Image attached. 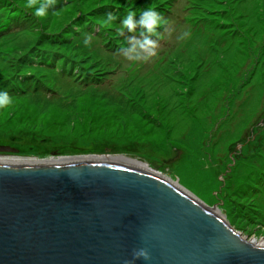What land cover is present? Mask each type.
<instances>
[{"label": "rangeland", "instance_id": "1", "mask_svg": "<svg viewBox=\"0 0 264 264\" xmlns=\"http://www.w3.org/2000/svg\"><path fill=\"white\" fill-rule=\"evenodd\" d=\"M23 2L0 0V13L34 21L0 32V89L14 98L0 144L20 147L1 158L138 159L264 241V0H57L44 20ZM147 8L167 21L156 54L128 59L139 30L122 36L120 21ZM108 12L118 19L105 27ZM45 48L71 76L39 67Z\"/></svg>", "mask_w": 264, "mask_h": 264}, {"label": "water", "instance_id": "2", "mask_svg": "<svg viewBox=\"0 0 264 264\" xmlns=\"http://www.w3.org/2000/svg\"><path fill=\"white\" fill-rule=\"evenodd\" d=\"M183 189L108 162L0 163V264H264V246Z\"/></svg>", "mask_w": 264, "mask_h": 264}, {"label": "clouds", "instance_id": "3", "mask_svg": "<svg viewBox=\"0 0 264 264\" xmlns=\"http://www.w3.org/2000/svg\"><path fill=\"white\" fill-rule=\"evenodd\" d=\"M57 0H24L22 7L31 11L33 17L44 20L49 16L50 10L55 11ZM118 19L113 12H108L102 20L103 26L112 25ZM167 23L159 11L154 8L143 10L137 17L135 11H128L126 16L120 21L118 28L120 35L127 33L135 34L139 30V36L131 35L127 37L128 46L123 49L124 55L131 60L146 59L156 54L157 40L153 37L160 35L159 28ZM190 35L188 31H183L180 39H185ZM92 34H85L83 44L91 47ZM14 103V98L9 91L0 89V110L6 109ZM135 256L144 259L150 258L147 249H139Z\"/></svg>", "mask_w": 264, "mask_h": 264}, {"label": "bare ground", "instance_id": "4", "mask_svg": "<svg viewBox=\"0 0 264 264\" xmlns=\"http://www.w3.org/2000/svg\"><path fill=\"white\" fill-rule=\"evenodd\" d=\"M75 162H108L114 164H122L132 168H136L142 170L144 172H149L152 174L157 175L158 177L165 180L167 183L177 187L178 189L183 190L184 192L188 193L186 190L183 189L181 184L176 180L168 177L164 173L151 168L148 164L141 162L138 159L129 158L127 156H93V155H82V156H73V157H57L50 160H37V159H29V158H19V157H0V163H10V164H55V163H75ZM215 214L220 215V211L216 208L213 209ZM250 241L256 245L264 246V241H258L257 239H250Z\"/></svg>", "mask_w": 264, "mask_h": 264}, {"label": "trees", "instance_id": "5", "mask_svg": "<svg viewBox=\"0 0 264 264\" xmlns=\"http://www.w3.org/2000/svg\"><path fill=\"white\" fill-rule=\"evenodd\" d=\"M7 13H8L7 9H5V8L0 13V32H2V33L7 31V30L13 29L14 25L21 24V23H27L28 21H33L32 18L29 17L28 14L23 15V16H26V18L24 19V18H22V16L20 18H16V17L14 18L13 16H10V14L7 15ZM3 17H6V18L3 20L2 19ZM8 17L10 18V23L8 22L9 20H7ZM105 44H106V42H105ZM45 49L48 50L50 53H43V54L40 53L41 59H39V61L42 63L44 62V66L39 65V67L42 68V67L47 66L50 68V72L52 70L55 73V71L53 70L54 67H52L54 65V66H56L55 68H57L58 70L60 69L61 73L68 72V76H71V75H69L71 72V71H69L71 63L68 62L66 64L65 61L63 62L64 58L61 57L63 54L59 51L52 50L51 48H45ZM57 64L59 65L58 67H57ZM61 75H65V74H61Z\"/></svg>", "mask_w": 264, "mask_h": 264}]
</instances>
